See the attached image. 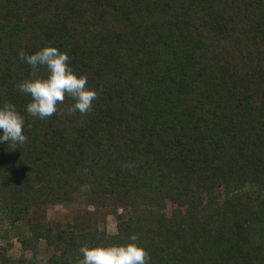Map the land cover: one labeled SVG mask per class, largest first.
I'll list each match as a JSON object with an SVG mask.
<instances>
[{"label":"trees","instance_id":"16d2710c","mask_svg":"<svg viewBox=\"0 0 264 264\" xmlns=\"http://www.w3.org/2000/svg\"><path fill=\"white\" fill-rule=\"evenodd\" d=\"M44 46L97 90L87 114H68L67 96L62 115L24 111L18 54ZM5 101L27 141L0 144V217L26 224L27 264H78L81 246L131 234L149 264H264V0H0ZM85 187L128 200L116 234L35 217Z\"/></svg>","mask_w":264,"mask_h":264},{"label":"clouds","instance_id":"9594fccd","mask_svg":"<svg viewBox=\"0 0 264 264\" xmlns=\"http://www.w3.org/2000/svg\"><path fill=\"white\" fill-rule=\"evenodd\" d=\"M18 56L30 69L29 77L15 85L19 93L30 96L24 109L29 116L46 119L54 114L62 115L60 105L66 96L73 101L67 108L68 114L85 115L92 110L98 92L88 86L86 75L73 69L66 51L44 46L32 54L22 50ZM42 68L44 75H41ZM25 127V116L14 103L0 104V144L7 142L13 150L19 148L27 141ZM137 240L138 236L131 234L129 242L120 245H83L79 248L78 264H149V253Z\"/></svg>","mask_w":264,"mask_h":264},{"label":"rangeland","instance_id":"374dc122","mask_svg":"<svg viewBox=\"0 0 264 264\" xmlns=\"http://www.w3.org/2000/svg\"><path fill=\"white\" fill-rule=\"evenodd\" d=\"M129 208L127 199L114 197H96L88 187L76 191L70 200L64 204H48L34 210L35 217H44L62 229L97 228L109 235L117 233V216L125 213ZM0 217V241L8 251L9 262L4 264H27L32 253L24 251L20 243L19 232H26V224L11 228L3 223ZM54 254V250L45 241L39 243L38 261L44 263ZM2 264V263H1Z\"/></svg>","mask_w":264,"mask_h":264}]
</instances>
